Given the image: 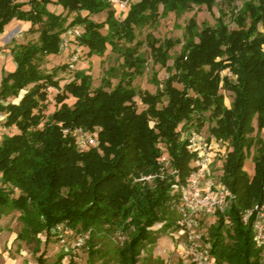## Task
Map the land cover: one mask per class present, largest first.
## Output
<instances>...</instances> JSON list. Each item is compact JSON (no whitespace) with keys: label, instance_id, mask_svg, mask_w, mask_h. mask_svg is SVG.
<instances>
[{"label":"trees","instance_id":"obj_1","mask_svg":"<svg viewBox=\"0 0 264 264\" xmlns=\"http://www.w3.org/2000/svg\"><path fill=\"white\" fill-rule=\"evenodd\" d=\"M49 5L60 6L62 12L50 11ZM192 5L211 10L214 0H137L122 20L115 17L109 0H0V41L13 20L29 23L28 32L38 34L37 43L10 48L14 70L0 79L3 127L16 130L0 138V220L18 212L23 228L17 239L35 241L36 254L40 245L36 237L44 235L47 243L52 229L65 225L89 235L88 264L94 257L100 264H138L146 247L174 229L179 200L167 172L149 184L137 180L158 174L162 144L170 167L184 182L195 156L180 140L181 133L195 122L200 128L208 113V121L214 124L209 133L229 143L219 180L235 195L228 210L207 229L210 253L217 264H258L260 250L241 214L263 200L264 140L252 134L255 130L264 134V0H244L234 30L219 21L215 29L197 32L190 20L185 29L188 38L171 66L167 65L169 52L178 43L170 39L159 43L147 36L154 62L167 73L161 82L153 75V94L132 86L133 79L143 74L144 60L130 48L122 54L124 70L115 86L102 80L92 89L91 77L77 71L60 88L57 69L47 73L39 66L44 57L60 54L67 29L80 31L70 42L86 49L89 56H103L108 46L114 50L122 40L132 43L135 30L155 23L160 15H177ZM63 13L73 15L67 28L62 27ZM102 13L104 20L96 21ZM104 29L106 34L101 32ZM225 68L236 79H224L220 87V72ZM49 88L57 91V108L45 117ZM221 89L232 94L229 108L224 106ZM69 97L74 99L71 106L65 102ZM136 97L145 107L140 112ZM15 99L17 103L12 102ZM75 128L97 132L98 147L78 152L73 139L61 131ZM250 156L252 177L243 170ZM155 226L159 230H153ZM104 228L126 236L106 261L101 255L108 254L103 248L94 250L90 236ZM44 256V252L37 256L36 263L61 264L63 258L47 263Z\"/></svg>","mask_w":264,"mask_h":264},{"label":"rangeland","instance_id":"obj_2","mask_svg":"<svg viewBox=\"0 0 264 264\" xmlns=\"http://www.w3.org/2000/svg\"><path fill=\"white\" fill-rule=\"evenodd\" d=\"M16 1L23 3L27 2L28 0ZM109 1L115 10V17L118 20H122L125 17L128 6L137 0ZM243 2L244 0H235L232 4H226L222 0H214V5L211 10H207L205 6L192 5L188 11L177 15L173 13L160 15L155 23L148 24L141 29H136L134 32L135 40L132 43H127L122 40L116 44V48L114 50H111L108 46L103 56H89L86 49L76 46L74 42H70V40L73 39V36L69 34L70 29H67L63 35L67 46L61 50L59 55L44 57L39 62V66L42 71L47 73H51L57 69L55 72V78L59 81L60 88H62L64 84L70 82L73 79L74 73L77 71H82L91 77L92 89L99 87L102 84V80H107L112 86H115L121 76V72L124 70L122 66V54L125 49L130 48L136 52L135 56H139L144 60L143 74L142 76L135 77L133 79L132 86L136 91H147L153 94L156 90L153 75H156V80L161 82L167 78V73L165 68L154 62L146 43L147 36L152 37L159 43H162L166 39H170L178 43L169 52L170 60L167 62V65L171 66L173 59L179 54L183 43L188 38L185 29L190 20L194 21L197 32L201 31L205 27L215 29L219 21H222V23L227 26L228 30H234L237 28L234 18L242 9ZM56 7H59V9L61 8L60 6L51 5L50 9L54 10ZM24 9L28 8L25 7ZM161 13L162 8L160 7L159 14ZM62 16L64 17L62 27L67 28L72 20L73 15L66 16V13H63ZM104 18L105 13H102L97 15L94 19L99 22L104 20ZM17 26L18 23L15 22V20L6 25L3 37L0 41V79L4 73L14 70V63L10 56V48L13 45L18 44L37 43L38 40L37 33H29L28 30L24 31L23 28H18ZM260 31L263 32L261 28ZM101 32L106 34L105 29ZM70 65H72V68L69 67ZM62 66L64 68L60 69ZM229 72L231 75L228 74ZM224 79L234 82L236 76L229 68H225L220 72V87L222 86ZM176 87L179 89L181 88L179 85H176ZM47 93V107L44 111L45 117L50 115L55 110V108H57L54 102V97L57 94V91L49 88ZM220 94L223 96L224 106L229 108L232 102V94L223 89H221ZM17 101V99L12 100L14 103H17ZM134 101L136 103L138 112L145 108L143 105H141L138 97H136ZM65 102L71 106L74 103V99L69 97ZM197 123L198 122H195L192 127H189V129L186 130V132L195 130V128H197V130H195L196 132L202 133L205 137H213L209 133L208 129L214 124L213 122L208 121V113L204 116V120L202 121V126L200 128L195 127ZM253 126L256 129L255 121L253 122ZM0 131L2 135H12L16 133L14 128L3 127V117L0 119ZM255 136L257 139L264 140L263 132L256 134L255 130L252 134V137ZM159 148L162 152H165L162 144H159ZM250 154H253L252 150ZM223 162L220 164L217 163L215 166L214 176H216L217 179L222 175ZM243 170L249 177L254 175V164L252 162L251 156L245 159ZM19 217L20 216L18 212H11L8 215L2 217L0 220V251L2 254H5V256L14 260L17 259L18 263H36V257L44 252V259L47 263H55L60 256L63 257L61 264L68 263L70 260L76 264L89 263L88 246L86 243L89 235L87 239H83V244L80 247L75 246V243H77V238L81 236L85 237L87 235L85 233L81 234L70 231L67 235H54L51 236L47 243H45V236L39 235L36 237V239L40 241L39 253L36 254L34 252L36 249L35 241L17 239L18 234L22 232L23 228ZM204 227H208V223L205 224ZM105 229L106 228L100 229L95 232V234L93 233L90 236L92 238L93 245H95L93 248L94 250L103 248L106 254L110 253L111 255V253H113L115 249L121 246L126 240V236L119 230L107 232ZM153 230H159L158 226H155ZM172 234V231L163 233L164 241L167 242L168 245V253L165 258H153V247H146L139 257V263H164L166 260V263L171 264H188L181 258V256H179L178 249L176 248V243L173 240ZM101 256L105 261L110 257L109 254L107 256ZM100 263L101 260L98 257L93 258L92 264Z\"/></svg>","mask_w":264,"mask_h":264},{"label":"built area","instance_id":"obj_3","mask_svg":"<svg viewBox=\"0 0 264 264\" xmlns=\"http://www.w3.org/2000/svg\"><path fill=\"white\" fill-rule=\"evenodd\" d=\"M69 34L75 37L80 31L73 28ZM66 46V41H63L61 50ZM69 67L72 68V65ZM228 74L231 75L230 72ZM61 131L63 136H70L73 139L75 148L80 153L97 148L99 145L97 132H87L80 128ZM1 136L0 131V138ZM180 140L186 142L187 150L195 156L191 163V171L184 182L180 181L178 171L170 167V159L165 150L157 160L160 167L158 174L142 176L137 181L149 184L155 178L162 177L164 172L173 177L171 190L178 195L179 207L178 219L172 235L179 256L188 264H217L210 253L207 229L216 221L217 216L223 215L235 201V195L220 182L219 177L217 179L214 176L215 166L225 160L230 147L226 141L205 137L195 130L181 133ZM262 195L263 200L260 204L241 214L242 222L250 224L253 242L260 250L258 264H264V186ZM207 223L208 227H204ZM70 231L67 226L58 225L51 233L52 236H61V234H69ZM87 238L88 234L77 238L75 246H82L83 239Z\"/></svg>","mask_w":264,"mask_h":264},{"label":"crops","instance_id":"obj_4","mask_svg":"<svg viewBox=\"0 0 264 264\" xmlns=\"http://www.w3.org/2000/svg\"><path fill=\"white\" fill-rule=\"evenodd\" d=\"M51 7V5H49ZM47 7L50 11L55 12L56 14H59L62 12V9L59 7H56L54 10H51L50 7ZM60 10V11H59ZM126 15V14H125ZM18 23V28H23V30H28L30 27V24L27 22H19V21H15ZM167 242L164 241V236H162L161 238H159L156 242V244L153 246V250H152V256L153 258H160L163 259L166 257L167 253H168V249H167ZM0 264H37V263H18V260H14L11 259L10 257L5 256V254H2L0 251ZM66 264V263H65ZM138 264H171V263H166V260L164 261V263H138Z\"/></svg>","mask_w":264,"mask_h":264}]
</instances>
